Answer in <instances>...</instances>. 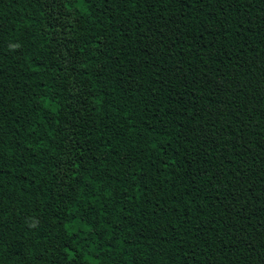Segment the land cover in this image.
<instances>
[{"label": "trees", "instance_id": "1", "mask_svg": "<svg viewBox=\"0 0 264 264\" xmlns=\"http://www.w3.org/2000/svg\"><path fill=\"white\" fill-rule=\"evenodd\" d=\"M0 264H264V0H0Z\"/></svg>", "mask_w": 264, "mask_h": 264}]
</instances>
